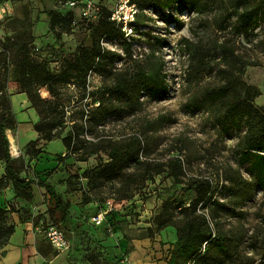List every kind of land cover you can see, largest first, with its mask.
Instances as JSON below:
<instances>
[{
    "label": "rangeland",
    "instance_id": "1",
    "mask_svg": "<svg viewBox=\"0 0 264 264\" xmlns=\"http://www.w3.org/2000/svg\"><path fill=\"white\" fill-rule=\"evenodd\" d=\"M68 1L0 3V111L8 106L16 119L15 131H5L18 149L11 157L20 176L51 183L71 207L70 217L76 218L63 227L46 209L35 210L29 202L36 234L52 254L62 253L55 264H167L170 256L175 264H264V188L258 186L249 163L240 159L247 143L262 132L258 118L264 114V14L244 35L232 14L234 0H187L188 9L176 1L164 10L172 21L153 8L166 0H129L141 22L132 25L131 34L121 30L109 36L101 34L98 22L103 9L111 12L120 0H93L89 16L82 13L83 0H76L74 7ZM46 10L73 13L74 24L60 42L49 29ZM95 37L117 54L106 62L110 74L120 76L132 64L153 66L159 77L165 76L168 90L158 97L144 91L125 111V103L115 102L118 111L96 127L101 149L78 162L64 156L58 138L44 142L33 130L38 117L17 86V63L23 53L57 72L78 47H90ZM102 82L98 74L87 76L89 90H98ZM246 85L257 88L259 95L252 100V117L240 119L228 108L243 98ZM221 88L228 90L226 95L211 97ZM69 89L75 93L72 85ZM76 95L75 110L95 105L91 98ZM129 138L136 143L122 144L129 145L141 165L129 164L123 176L111 182L82 175L107 160L108 141ZM32 140L42 148L37 157L25 151ZM200 182L207 183L209 197L197 202L195 214L204 218L222 246L214 241L203 245L205 260L193 263L177 255L180 215L173 217L175 225L160 227V222L191 204L196 190L190 186ZM13 200V208L26 210ZM97 214L98 224L91 220ZM12 216L8 214L9 222ZM50 225L68 237L66 252L50 247L45 237ZM26 243L23 228L16 227L7 245L9 254L17 257L28 249Z\"/></svg>",
    "mask_w": 264,
    "mask_h": 264
},
{
    "label": "trees",
    "instance_id": "2",
    "mask_svg": "<svg viewBox=\"0 0 264 264\" xmlns=\"http://www.w3.org/2000/svg\"><path fill=\"white\" fill-rule=\"evenodd\" d=\"M4 1L6 0H0V3ZM176 1H180L182 6L188 9L187 0H166L158 2L153 8L172 21L171 16L164 10ZM234 1L232 14L239 32L247 35L250 29L258 25L259 16L264 14V1L261 0L257 4H254L253 0ZM43 13L48 18L49 29L53 32L55 41L60 42L62 34L66 33L74 24L73 13L67 11L61 14L55 10H46ZM140 22V15L136 14L132 25H137ZM98 25L101 34L109 36L122 34L120 25L110 19V12L105 8ZM116 55L115 52L107 50L101 45L99 37H95L90 47H78L72 57L67 59L57 72H52L45 63L36 62L29 55L23 53L17 63V86L20 93L25 94L38 117L32 125L33 130L44 142L58 138L65 149L64 156H73L75 161L86 162L89 157L96 155L101 149L99 146L101 141L96 139V127L102 125L112 112L118 111L115 102H120L123 105L125 103V107L122 108L125 111L129 103L139 101L138 99L144 91L155 97L167 93L168 85L165 82V76L159 77L153 66L132 64L120 76L110 74V70H105L106 62L113 60ZM89 73L102 77L103 82L98 90L88 89L87 76ZM70 85L75 93L70 91ZM41 91H44L46 95L42 96ZM227 92V89L221 88L211 97L214 95L213 97L217 99L226 95ZM77 93L81 98H91L92 104L95 105L75 110L74 106L78 100ZM258 95L257 88L246 85L243 98L229 106V114L240 119L252 117L255 111L252 100ZM84 116L86 117L83 118ZM258 121L262 126V132L256 139L247 143L240 159L242 162L249 163V169L256 177L258 186L264 188V114L259 116ZM15 125L16 119L10 108L2 107L0 111V163L3 165V173L0 176V192L9 187L13 197L0 203V248L8 242L15 230L14 223L8 220V214L15 213L20 221L32 218L31 210L27 209L30 206L29 202H33L35 187L43 188L47 211L54 221H58L67 228L70 216L68 202L63 200L51 183L19 175V171L15 167V160L9 152V141L5 132L6 130L14 132ZM87 133L90 135L89 137L85 136ZM124 141H129L128 144L132 145L136 143L133 138L108 141L110 149L107 152V160L91 170H84L82 175L89 177L92 181L95 180V182L96 179L111 182L123 176L125 173L123 171L129 164L141 165L129 145L127 144L126 147L122 144ZM34 144L35 140H32L25 147V151L30 157H37L42 152V148L35 147ZM190 188L196 190L195 200L187 206L178 207L175 215L160 222V227L176 223L173 217L180 215L182 222L176 226L177 255L183 261L193 259V263H199L205 260L204 250H201L203 245H208L211 241L217 243L219 247L222 245L215 235L212 236L204 218L195 214L197 202H205L209 197L207 196L209 191L207 183L200 182ZM13 198L16 199L20 207H26V210L13 208ZM175 259L174 256H170L167 264H175Z\"/></svg>",
    "mask_w": 264,
    "mask_h": 264
},
{
    "label": "crops",
    "instance_id": "3",
    "mask_svg": "<svg viewBox=\"0 0 264 264\" xmlns=\"http://www.w3.org/2000/svg\"><path fill=\"white\" fill-rule=\"evenodd\" d=\"M3 173V165L0 163V176ZM43 188L35 187L34 188V198L32 204L34 205L35 210H47L46 199H43L42 191ZM13 197L12 191L9 187L2 190L0 192V203L6 202ZM63 197V196H62ZM65 199V198H64ZM72 206V204H71ZM71 207L69 206V211ZM12 222L14 223V227H22L25 233V243L31 241V243H26L28 246L26 250L20 251L19 255L11 256L9 254V249H7L8 242L0 248V264H16L15 262H19V264H55L59 254H52L48 247L47 242L41 240V236L36 234L38 226L34 223L33 220L27 219L25 221H20L18 216L15 213H12ZM76 218L70 217L68 220V225H73ZM15 231V230H14ZM14 233V232H13ZM12 236V235H11ZM41 257V258H40ZM67 261V260H66ZM68 263V262H67ZM69 264V263H68Z\"/></svg>",
    "mask_w": 264,
    "mask_h": 264
},
{
    "label": "built area",
    "instance_id": "4",
    "mask_svg": "<svg viewBox=\"0 0 264 264\" xmlns=\"http://www.w3.org/2000/svg\"><path fill=\"white\" fill-rule=\"evenodd\" d=\"M76 0H69L68 5L74 7ZM94 8L93 0L82 1V13L84 16L91 15V11ZM137 10L133 4L129 3V0H120L119 4L110 12V19L120 25L121 30L126 34H131L132 24L135 20ZM11 155V154H10ZM18 155V154H17ZM91 220L94 223L101 221V215H94ZM45 237L50 247L57 252H66L70 247V242L66 237L64 231L56 226L50 225L45 230Z\"/></svg>",
    "mask_w": 264,
    "mask_h": 264
},
{
    "label": "bare ground",
    "instance_id": "5",
    "mask_svg": "<svg viewBox=\"0 0 264 264\" xmlns=\"http://www.w3.org/2000/svg\"><path fill=\"white\" fill-rule=\"evenodd\" d=\"M9 147H10V154H11V156H14V157L17 156L18 149L15 146L14 140L11 137L9 138Z\"/></svg>",
    "mask_w": 264,
    "mask_h": 264
},
{
    "label": "water",
    "instance_id": "6",
    "mask_svg": "<svg viewBox=\"0 0 264 264\" xmlns=\"http://www.w3.org/2000/svg\"><path fill=\"white\" fill-rule=\"evenodd\" d=\"M9 152H10V147H9Z\"/></svg>",
    "mask_w": 264,
    "mask_h": 264
}]
</instances>
